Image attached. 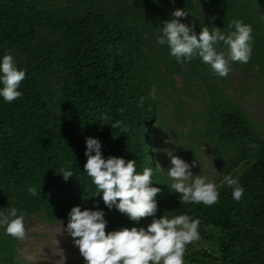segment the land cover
Segmentation results:
<instances>
[{
	"label": "trees",
	"instance_id": "16d2710c",
	"mask_svg": "<svg viewBox=\"0 0 264 264\" xmlns=\"http://www.w3.org/2000/svg\"><path fill=\"white\" fill-rule=\"evenodd\" d=\"M177 8L189 13L181 22L197 33L202 26L231 31L237 19L250 24L251 58L231 63V71L254 76L264 90V0H0V56L13 54L26 73L20 98H0V211L14 207L25 221L55 224L68 222L74 206L98 207L106 233L134 226L106 208L84 172L85 140L97 138L105 158L136 160L138 172L153 169V182L161 183L153 185L161 189L155 218L199 217L201 238L187 246L185 264H264V134L228 92L226 76L199 58L177 63L156 43ZM171 95L182 129L189 104L181 97L200 99L202 109L192 115L199 145L222 162L224 177L238 178L245 190L239 202L224 178L212 206L180 205V194L163 184L171 181L155 170L153 133ZM115 121L127 131L113 129ZM63 170L74 175L65 181ZM20 243L0 229V264H27Z\"/></svg>",
	"mask_w": 264,
	"mask_h": 264
},
{
	"label": "clouds",
	"instance_id": "9594fccd",
	"mask_svg": "<svg viewBox=\"0 0 264 264\" xmlns=\"http://www.w3.org/2000/svg\"><path fill=\"white\" fill-rule=\"evenodd\" d=\"M188 14L183 9H175L171 13L173 18L162 22L156 36V43L166 46L169 56L174 57L177 63L199 58L218 77H225L231 71V63L250 60L253 42L250 24L237 19L229 25L231 31L202 26L197 33L193 25L181 22V18ZM25 76V70L18 68L13 54L6 52L0 56V98L4 102L11 103L22 96L18 89ZM151 95L156 98L154 90ZM140 101L143 103V96ZM111 127L120 129L121 133L127 131L121 121H115ZM85 144L86 163L83 168L96 187L95 195L100 194L106 208H115L125 214L134 226L106 233L108 221L103 210L72 207L64 231L73 238L84 264H185L187 246L201 238L199 217L181 213L155 218L158 209L156 197L161 189L153 185L161 183L153 182V169L145 167L138 172L136 160L111 155L105 158L101 141L97 138L88 137ZM165 153L170 166L165 170L157 164L155 170L166 174L171 182L163 184L170 192L180 194V205L212 206L217 202V182L206 176L193 175L191 169L196 166L195 161L189 164L170 149ZM59 174L65 181L74 175L71 170H63ZM224 183L231 188L232 199L239 202L245 190L238 178L227 175ZM29 191L36 195L35 189L30 188ZM146 217H152L146 228L135 226ZM0 229L15 239H23L26 234L25 215L14 207L0 211Z\"/></svg>",
	"mask_w": 264,
	"mask_h": 264
},
{
	"label": "rangeland",
	"instance_id": "374dc122",
	"mask_svg": "<svg viewBox=\"0 0 264 264\" xmlns=\"http://www.w3.org/2000/svg\"><path fill=\"white\" fill-rule=\"evenodd\" d=\"M226 78L228 92L264 134V90L261 81L240 71H230ZM181 84L179 79L178 86ZM174 98L175 96L171 95L170 99L164 101V122L162 125L157 124L153 133L159 165L165 170L170 166L169 157L165 153L170 149L174 155L189 164L195 161L196 166L191 169L193 175L206 176L219 185L224 178V166L208 147L199 145L193 124L195 119L192 115H199L202 109L200 99L195 97L187 100L181 97L189 104L185 112L187 126L182 129L172 118L176 102ZM149 223L151 222H148L145 228ZM66 225L67 222L53 224L37 216L30 217L25 221L26 234L18 249L19 258L27 264H84L73 238L64 231Z\"/></svg>",
	"mask_w": 264,
	"mask_h": 264
}]
</instances>
